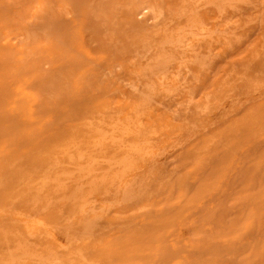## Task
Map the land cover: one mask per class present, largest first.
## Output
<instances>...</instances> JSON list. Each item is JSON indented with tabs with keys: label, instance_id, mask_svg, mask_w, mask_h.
I'll return each mask as SVG.
<instances>
[{
	"label": "rangeland",
	"instance_id": "1",
	"mask_svg": "<svg viewBox=\"0 0 264 264\" xmlns=\"http://www.w3.org/2000/svg\"><path fill=\"white\" fill-rule=\"evenodd\" d=\"M0 264H264V0H0Z\"/></svg>",
	"mask_w": 264,
	"mask_h": 264
}]
</instances>
